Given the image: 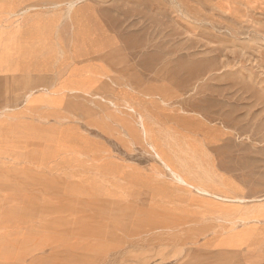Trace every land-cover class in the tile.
Wrapping results in <instances>:
<instances>
[{
    "label": "rangeland",
    "instance_id": "obj_1",
    "mask_svg": "<svg viewBox=\"0 0 264 264\" xmlns=\"http://www.w3.org/2000/svg\"><path fill=\"white\" fill-rule=\"evenodd\" d=\"M77 1L90 88L59 114H0L18 142L0 161V264H244L171 241L152 194H175L165 164L193 194L222 176L258 232L238 243L264 250V0ZM12 87L2 102L20 106L29 86Z\"/></svg>",
    "mask_w": 264,
    "mask_h": 264
},
{
    "label": "crops",
    "instance_id": "obj_2",
    "mask_svg": "<svg viewBox=\"0 0 264 264\" xmlns=\"http://www.w3.org/2000/svg\"><path fill=\"white\" fill-rule=\"evenodd\" d=\"M38 1L46 4L35 5ZM77 3L74 0L69 6L59 5L56 1L50 4V0H0V114L50 110L59 114L68 94L81 93L83 86L87 88L92 84V71H82L85 64L82 59L90 57V53L89 48L83 49L82 46L83 18ZM20 79L29 86L23 103L16 106L2 102V98L11 100L17 97V87L12 86L15 80ZM6 82L12 84L8 95L3 93ZM2 118L0 161H11V156L18 152V142L12 140L17 136L14 127L17 122H10L7 128L2 126ZM3 138L10 140L2 143ZM166 172L160 176L173 179L170 172ZM219 177L214 178L210 173L203 176L201 183L215 193L209 195L193 194L188 187L174 180L172 183L162 182L175 194L164 199L152 194L158 203H171L170 224L159 230L169 233L173 242L196 243L201 251L231 252L238 254L244 264H260L264 250L252 249L246 242L238 243L243 238L247 242L252 241L254 230L240 224L242 216L247 217L248 214L235 207L237 202L221 198L227 196L223 193L227 181L217 180ZM220 178L223 179L222 176ZM256 234L257 230L253 236Z\"/></svg>",
    "mask_w": 264,
    "mask_h": 264
},
{
    "label": "bare ground",
    "instance_id": "obj_3",
    "mask_svg": "<svg viewBox=\"0 0 264 264\" xmlns=\"http://www.w3.org/2000/svg\"><path fill=\"white\" fill-rule=\"evenodd\" d=\"M165 165H166L167 169L173 174L174 178L177 180L178 183H181L184 186H192L181 175H179L177 172H175L174 170H172L168 164H165ZM200 190H201V192H207L204 188H201ZM258 217H260V216H258ZM258 217L256 216V218H258Z\"/></svg>",
    "mask_w": 264,
    "mask_h": 264
}]
</instances>
